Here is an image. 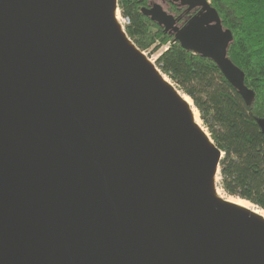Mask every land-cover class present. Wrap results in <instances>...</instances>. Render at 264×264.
Masks as SVG:
<instances>
[{
	"label": "water",
	"instance_id": "95a60500",
	"mask_svg": "<svg viewBox=\"0 0 264 264\" xmlns=\"http://www.w3.org/2000/svg\"><path fill=\"white\" fill-rule=\"evenodd\" d=\"M173 1L203 9L142 12L251 105L218 10ZM119 6L0 0V264H264V217L218 195L223 151Z\"/></svg>",
	"mask_w": 264,
	"mask_h": 264
},
{
	"label": "trees",
	"instance_id": "16d2710c",
	"mask_svg": "<svg viewBox=\"0 0 264 264\" xmlns=\"http://www.w3.org/2000/svg\"><path fill=\"white\" fill-rule=\"evenodd\" d=\"M146 1L119 0L122 14L131 19L127 34L142 50L151 48L157 38L161 44L170 41L155 63L193 99L203 125L223 151L218 186L264 209V133L258 124V118H264V0H211L223 26L233 32L228 55L255 91L251 105L212 59L185 49L144 15Z\"/></svg>",
	"mask_w": 264,
	"mask_h": 264
},
{
	"label": "flooded vegetation",
	"instance_id": "af4514ba",
	"mask_svg": "<svg viewBox=\"0 0 264 264\" xmlns=\"http://www.w3.org/2000/svg\"><path fill=\"white\" fill-rule=\"evenodd\" d=\"M209 1L211 2V0ZM157 5L161 6L163 10H165L167 13L174 16L175 22H176L174 26L177 27L178 29L186 25L190 21V19H192L195 15H197L203 9V6H200V7L197 6V7L190 9L189 6L183 4L182 1H173V0H147L146 3L142 5V8L143 7L150 8L152 6H157ZM161 27H163L164 31L168 35L175 37L176 31H172V30L167 31L165 30L164 26H161Z\"/></svg>",
	"mask_w": 264,
	"mask_h": 264
},
{
	"label": "bare ground",
	"instance_id": "6f19581e",
	"mask_svg": "<svg viewBox=\"0 0 264 264\" xmlns=\"http://www.w3.org/2000/svg\"><path fill=\"white\" fill-rule=\"evenodd\" d=\"M119 17L120 19V15H119V12L117 14V18ZM118 21L120 22L121 20ZM121 24V23H120ZM153 61V60H152ZM167 81H169L167 78H165ZM186 101L190 104V106L193 108V111H194V116H195V121L203 128L202 126V123H201V117H200V113L198 111V109L196 107H194V104H193V100L191 99V97L185 95L183 96ZM203 130L209 135V132L203 128ZM218 195L220 197H222L223 199H227L228 201L232 202V203H236L240 206H243V207H246L248 209H251L253 210L255 213L261 215L262 217H264V209H261L259 207H254L250 201L248 200H245V199H241V198H238V197H233V196H226V195H223L220 190H218Z\"/></svg>",
	"mask_w": 264,
	"mask_h": 264
},
{
	"label": "rangeland",
	"instance_id": "374dc122",
	"mask_svg": "<svg viewBox=\"0 0 264 264\" xmlns=\"http://www.w3.org/2000/svg\"><path fill=\"white\" fill-rule=\"evenodd\" d=\"M119 13L122 15V16H126V15H123L122 14V12H121V8H120V6H119ZM148 43V42H147ZM159 44H161V40L160 39H158L157 38V41L155 42V44L151 47V48H149V49H147V50H144L145 51V53L153 60V62H156V60L158 59V57L160 56V54H161V52H163V51H165L167 48H168V46L170 45V41H168V42H166V43H164V44H161V46H160V48H159V50L156 52V53H151V51L157 46V45H159ZM164 74V73H163ZM165 78H167L170 82H172V80L165 74V76H164ZM173 83V82H172ZM192 99V98H191ZM193 100V99H192ZM194 104V107H196L195 106V103H193ZM199 111V110H198ZM200 113V112H199ZM201 123H202V126H203V128L204 129H206L207 130V128H205V126L203 125L204 124V122H203V120L201 119ZM220 174V173H219ZM219 174H218V177H217V185H218V183H219V181H220V176H219ZM218 190H220V192L223 194V195H226V196H232V195H229L228 193H226L220 186H218ZM233 197H235V196H233ZM240 198V197H239ZM249 201V200H248ZM251 204L254 206V207H258L256 204H254V203H252L251 202ZM260 208V207H259Z\"/></svg>",
	"mask_w": 264,
	"mask_h": 264
},
{
	"label": "built area",
	"instance_id": "2783aa9c",
	"mask_svg": "<svg viewBox=\"0 0 264 264\" xmlns=\"http://www.w3.org/2000/svg\"><path fill=\"white\" fill-rule=\"evenodd\" d=\"M118 12H120V11H118ZM119 15H120V19H119V17H118V19L121 20L120 23H121L123 29L127 32V26L130 24L131 19L129 16H122L120 13H119Z\"/></svg>",
	"mask_w": 264,
	"mask_h": 264
}]
</instances>
